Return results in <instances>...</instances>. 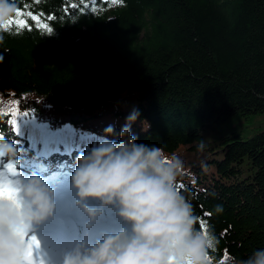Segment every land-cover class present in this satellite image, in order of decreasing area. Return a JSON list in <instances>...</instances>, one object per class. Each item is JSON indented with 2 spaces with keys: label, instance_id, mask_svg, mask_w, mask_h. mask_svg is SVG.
Instances as JSON below:
<instances>
[{
  "label": "trees",
  "instance_id": "1",
  "mask_svg": "<svg viewBox=\"0 0 264 264\" xmlns=\"http://www.w3.org/2000/svg\"><path fill=\"white\" fill-rule=\"evenodd\" d=\"M15 2L43 14L51 32L25 17L30 31L3 33L0 138L17 156L0 158V172L14 163L61 194L77 157L110 125L119 140L135 109L137 143L183 159L177 187L219 241L213 264L225 251L244 259L264 248V0ZM31 112L60 128L59 139L25 127Z\"/></svg>",
  "mask_w": 264,
  "mask_h": 264
},
{
  "label": "clouds",
  "instance_id": "2",
  "mask_svg": "<svg viewBox=\"0 0 264 264\" xmlns=\"http://www.w3.org/2000/svg\"><path fill=\"white\" fill-rule=\"evenodd\" d=\"M18 9L15 0H0V43L9 31L3 26ZM138 117L134 109L119 140L108 138L114 135V127L108 126L105 135L77 157L70 176L73 204L86 230L105 209L114 210L121 226L90 237L86 231L85 239L73 238L61 252L60 264H213L210 252L217 251L219 241L196 227L193 206L177 188L185 175L183 159L166 154L162 147L137 143L132 124ZM16 156L12 141L0 138V158L16 161ZM12 187L11 198L0 195V264H24V234L30 235L35 225L53 216L61 195L38 174L19 173ZM215 211L222 212L223 206L217 205ZM223 262L264 264V248L244 259L227 254Z\"/></svg>",
  "mask_w": 264,
  "mask_h": 264
},
{
  "label": "rangeland",
  "instance_id": "3",
  "mask_svg": "<svg viewBox=\"0 0 264 264\" xmlns=\"http://www.w3.org/2000/svg\"><path fill=\"white\" fill-rule=\"evenodd\" d=\"M23 124L25 127L35 131L38 130L46 139L49 140H58L59 132H61L60 128H50L48 124H43L39 121V117L37 114L31 112L28 113L27 116L23 117ZM74 193L70 188H67L63 193H61L58 198V206L56 212L53 216L49 217V221L40 227H35L33 232L30 235L34 234L41 243L40 252L37 254L38 264L39 261L42 260L45 264H60V262H56L59 260L58 258L61 255V243L60 238L57 237L55 240L50 242L48 239L52 238L53 235H49L50 232H56L60 234V236H65L71 234L75 236V232L71 227V218L67 216L69 214L68 209L73 207ZM74 216L79 217L78 213L73 212ZM99 224L101 223L102 230H114L119 228V224L107 214H103V216L98 220ZM83 224L84 222L81 221ZM40 229L46 230L44 234H41ZM35 230V231H34ZM52 233V234H53ZM76 238V237H71Z\"/></svg>",
  "mask_w": 264,
  "mask_h": 264
},
{
  "label": "snow or ice",
  "instance_id": "4",
  "mask_svg": "<svg viewBox=\"0 0 264 264\" xmlns=\"http://www.w3.org/2000/svg\"><path fill=\"white\" fill-rule=\"evenodd\" d=\"M38 2V0H37ZM75 7V5H73ZM67 11V8L65 9ZM30 18L32 21L35 22L36 27H42L46 29L48 32H51V28L49 25L44 21L43 14H35L32 11H27L25 13L24 11L18 9L15 17H13L10 21H8L7 24H5L3 27L5 29L10 30L13 26H15V30L17 32L21 30H31L33 25H30L28 23V19ZM54 17L49 16L47 17V20H52ZM12 103L16 106V111L11 113L10 115L13 117L12 123L16 130L18 127V117H19V100L12 101ZM25 116H27V113H24ZM4 176H10V177H16L19 174V171L17 169V165L14 163H7L6 169L4 172H2ZM13 180L5 179L2 182H0V195H3L5 197L11 198L14 195V190L12 187ZM180 188L183 187V185H179ZM178 188V187H177ZM179 190V188H178ZM210 213H205V216H210ZM198 220L200 218L198 217ZM200 229L203 230V232L207 235L209 233L206 222L203 220H200ZM26 241V255H25V261L24 264H38L37 260V254L40 252L41 249V243L40 240L35 235H28L24 234L23 237ZM227 258V253H225V259ZM39 264H44L42 260L39 261ZM220 264H224L223 260L220 261Z\"/></svg>",
  "mask_w": 264,
  "mask_h": 264
},
{
  "label": "bare ground",
  "instance_id": "5",
  "mask_svg": "<svg viewBox=\"0 0 264 264\" xmlns=\"http://www.w3.org/2000/svg\"><path fill=\"white\" fill-rule=\"evenodd\" d=\"M98 226H93L92 227V229L91 230H89L88 231V236L90 237V236H94L97 232H99V231H102V226H101V223L99 224H97ZM86 233V232H85ZM86 238V236H85V234H84V236H82V237H80L79 239H85ZM73 239V238H72ZM71 239V240H72ZM65 247L62 245V247H61V250L63 251V249H64ZM61 256V255H60ZM59 260H57L56 262H60V257L58 258Z\"/></svg>",
  "mask_w": 264,
  "mask_h": 264
}]
</instances>
